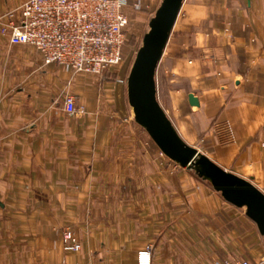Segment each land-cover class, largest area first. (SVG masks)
I'll return each instance as SVG.
<instances>
[{"label": "crops", "instance_id": "1", "mask_svg": "<svg viewBox=\"0 0 264 264\" xmlns=\"http://www.w3.org/2000/svg\"><path fill=\"white\" fill-rule=\"evenodd\" d=\"M159 1L128 0L126 40ZM11 9L0 0V264H138L147 247L150 264H264L245 209L160 154L134 120L125 62L103 76L44 64L10 42ZM155 76L180 136L264 192V0H183Z\"/></svg>", "mask_w": 264, "mask_h": 264}, {"label": "built area", "instance_id": "2", "mask_svg": "<svg viewBox=\"0 0 264 264\" xmlns=\"http://www.w3.org/2000/svg\"><path fill=\"white\" fill-rule=\"evenodd\" d=\"M138 2L134 12L139 9ZM127 3L128 0H12L3 30L9 31L11 43L33 47L44 64L55 62L75 71L103 76L123 59L122 48L130 24L125 11ZM209 9L220 11L222 4L212 1ZM64 107L75 111L73 94L66 95ZM158 152L164 154L160 149ZM62 235L67 247L80 248L70 229ZM137 261L150 264V247L138 251ZM216 264H228V260ZM235 264L261 263L242 258Z\"/></svg>", "mask_w": 264, "mask_h": 264}, {"label": "water", "instance_id": "3", "mask_svg": "<svg viewBox=\"0 0 264 264\" xmlns=\"http://www.w3.org/2000/svg\"><path fill=\"white\" fill-rule=\"evenodd\" d=\"M183 0H160L148 21L126 77V92L134 120L171 160L209 181L229 203L243 207L264 235V192L251 180L219 165L197 147L186 142L157 98L156 68L163 54ZM189 102L197 114L198 97L188 93Z\"/></svg>", "mask_w": 264, "mask_h": 264}, {"label": "rangeland", "instance_id": "4", "mask_svg": "<svg viewBox=\"0 0 264 264\" xmlns=\"http://www.w3.org/2000/svg\"><path fill=\"white\" fill-rule=\"evenodd\" d=\"M147 27H148V25L145 24L144 31L142 30V32H140L135 38L129 39L127 37V40L125 41V44L123 46V59H122V61L120 63L114 65V66L123 65L122 62H125L124 63L125 68H126L125 69V84H126V77L128 75L129 68H130V66L132 64V61H133L134 56H135V53H136L139 45L141 44L142 36H143L144 32L147 30ZM111 67H113V66H111Z\"/></svg>", "mask_w": 264, "mask_h": 264}, {"label": "trees", "instance_id": "5", "mask_svg": "<svg viewBox=\"0 0 264 264\" xmlns=\"http://www.w3.org/2000/svg\"><path fill=\"white\" fill-rule=\"evenodd\" d=\"M125 44V43H124ZM122 56H123V48H122Z\"/></svg>", "mask_w": 264, "mask_h": 264}]
</instances>
